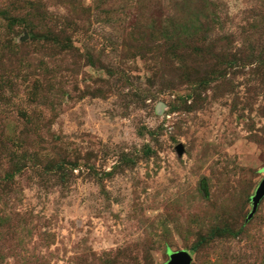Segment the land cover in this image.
<instances>
[{
	"label": "rangeland",
	"instance_id": "obj_1",
	"mask_svg": "<svg viewBox=\"0 0 264 264\" xmlns=\"http://www.w3.org/2000/svg\"><path fill=\"white\" fill-rule=\"evenodd\" d=\"M263 179L264 0H0V264H264Z\"/></svg>",
	"mask_w": 264,
	"mask_h": 264
},
{
	"label": "water",
	"instance_id": "obj_2",
	"mask_svg": "<svg viewBox=\"0 0 264 264\" xmlns=\"http://www.w3.org/2000/svg\"><path fill=\"white\" fill-rule=\"evenodd\" d=\"M179 153L182 152V147H177ZM264 197V179L260 183L255 196L251 199L252 209L249 215L247 216V220H250L253 215L255 214L258 204L260 203L261 199ZM169 261L166 264H191L192 257L187 251H179L175 253H170Z\"/></svg>",
	"mask_w": 264,
	"mask_h": 264
},
{
	"label": "trees",
	"instance_id": "obj_3",
	"mask_svg": "<svg viewBox=\"0 0 264 264\" xmlns=\"http://www.w3.org/2000/svg\"><path fill=\"white\" fill-rule=\"evenodd\" d=\"M217 234H220L223 236L224 235L233 236V233L228 229H215L208 235L206 239H204V241H212L217 236Z\"/></svg>",
	"mask_w": 264,
	"mask_h": 264
}]
</instances>
